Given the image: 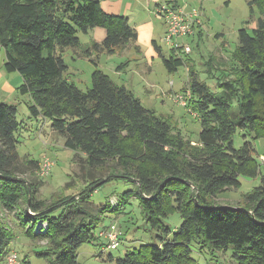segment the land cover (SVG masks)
Listing matches in <instances>:
<instances>
[{"label":"trees","instance_id":"16d2710c","mask_svg":"<svg viewBox=\"0 0 264 264\" xmlns=\"http://www.w3.org/2000/svg\"><path fill=\"white\" fill-rule=\"evenodd\" d=\"M248 3L260 14L257 26L239 31L231 67L222 69L216 85L218 93L190 70L188 106L200 115L202 126L193 143L104 72L93 73L87 92L67 77L63 52L81 46L79 32L107 30L106 39L93 44L88 54H117L136 46L138 32L128 18L107 14L99 0H0L4 68L22 76L18 92L30 96L31 115L52 122L65 147L76 153L86 183L78 194L54 196L49 202L38 199V183L18 175H33L39 168L37 161L18 152V107L0 103V209L16 216L32 242L46 241L47 249L39 256L48 264H80L79 249L99 237L95 229L111 210L95 209L91 194L100 182L116 180L136 185L125 200L139 198L146 221L162 231L159 243L133 250L116 264H199L192 257L193 242L202 248H232L237 264H264V174L252 141L244 136L243 146L234 147L238 129L253 140L264 138V0ZM169 50L163 63L174 73L184 60ZM214 59L210 69L217 66ZM259 175L261 185L242 204L217 203L219 195L240 186V177ZM122 207L115 211L120 214ZM59 208L60 216L51 217ZM177 211L182 224L170 237L164 220ZM11 236L0 218V264H5Z\"/></svg>","mask_w":264,"mask_h":264},{"label":"rangeland","instance_id":"374dc122","mask_svg":"<svg viewBox=\"0 0 264 264\" xmlns=\"http://www.w3.org/2000/svg\"><path fill=\"white\" fill-rule=\"evenodd\" d=\"M248 2L249 0H182V6L186 9L195 8L202 13L205 34L202 40L195 37L184 39L185 44L191 45L192 53L180 54L184 65L174 73L168 72L163 63V57L168 58L170 50L164 41L166 27L155 15L154 8L150 13L149 10H139L133 15L135 24L132 25L138 32L137 49L134 46L117 54L101 51L88 54L87 51L89 48L93 49V44L102 43L106 39L107 30L97 27L87 34L79 32L81 46L76 49L69 47L63 52L68 66L66 75L80 90L87 92L92 88L93 73L97 70L104 72L114 84L132 92L145 108L168 121L175 134L180 133L186 141L198 142L202 130L200 115L192 112L188 104L184 106L178 103L176 97H189L190 70L196 72L199 80L210 91L218 93L220 89L216 85L222 77V69L229 71L231 67L230 60L238 46L239 31L248 29L251 32L257 26L260 14L257 8L253 11ZM214 57L215 64L220 69L217 66L209 68L208 63ZM5 61V50L0 49V67L4 74V78L0 79V87L5 82L18 83L16 86H20L22 76L17 72H7L4 68ZM15 91V94H7L5 98L0 95V103L18 107V120L21 122V128L17 132L20 157L35 160L38 164L45 157L54 162L50 175L44 178L39 177L37 171L33 175L20 172L18 175L38 183L37 198L40 200L49 202L54 196L57 199L78 194L86 188V183L81 178L82 172L79 163H76V153L65 147V139L54 132L50 120L31 115L30 96L20 94L18 87ZM244 136L254 143L255 159L264 174V138L253 140L242 129H238L234 136L236 149L243 146ZM261 178L262 175L256 178L240 177V186L219 195L216 198L217 203L237 207L243 203L245 195L261 185ZM129 190L135 191L136 185L125 180H116L102 184L91 194L90 203L95 209L111 206V210L103 214V219L95 229V235L98 237L103 227L110 224L120 227L123 234L117 249L107 248V241L100 236L83 244L78 251L80 264H116L117 259L125 257L131 251L160 242L157 236L162 235V231L146 221L141 200L137 197L125 200V194ZM118 206H123L120 214L115 211L120 208ZM61 213L62 209L59 208L50 216L59 217ZM0 218L13 235L9 251L18 253L20 264H48L45 258L39 256L47 249L46 241L36 244L32 242L16 216L2 208ZM164 221L171 230L170 237L182 224L178 211L170 213ZM41 224H38V228ZM109 256H113L114 261H110ZM232 256V248L224 251L212 247L202 248L196 242L192 244V257L199 264H237Z\"/></svg>","mask_w":264,"mask_h":264},{"label":"built area","instance_id":"2783aa9c","mask_svg":"<svg viewBox=\"0 0 264 264\" xmlns=\"http://www.w3.org/2000/svg\"><path fill=\"white\" fill-rule=\"evenodd\" d=\"M155 15L166 26L164 41L169 49L178 53L190 55L192 47L184 43L186 38H197L204 33L205 24L202 13L198 9H186L178 3V0H158ZM182 40V41H180ZM176 101L187 106L188 100L184 96H177ZM54 162L45 157L39 164L38 176L44 178L50 175ZM107 241L109 249H117L121 243L122 230L115 224H110L99 233ZM5 264H20L17 252L9 251L6 255Z\"/></svg>","mask_w":264,"mask_h":264},{"label":"crops","instance_id":"0c3cea01","mask_svg":"<svg viewBox=\"0 0 264 264\" xmlns=\"http://www.w3.org/2000/svg\"><path fill=\"white\" fill-rule=\"evenodd\" d=\"M99 1L101 3L103 10L107 14L124 16L129 19L131 24L133 23L135 24V19L133 15H135L139 10H141L142 12L149 10L150 13L151 10L153 11V9L156 8V5L158 3V0H99ZM178 3L182 6V0H178ZM165 33H166V28L164 34ZM204 34L205 33H203V35ZM197 39L200 40L198 37ZM154 44L156 45L155 41ZM1 78H4V74H2V67H0V79ZM11 83L12 84H9V82H5L0 87V95L3 98H5L7 94H11V95L15 94L16 88L17 87L19 88L22 85L23 80L19 82L21 83L20 86H16L18 85V83L17 84H13V82Z\"/></svg>","mask_w":264,"mask_h":264},{"label":"water","instance_id":"95a60500","mask_svg":"<svg viewBox=\"0 0 264 264\" xmlns=\"http://www.w3.org/2000/svg\"><path fill=\"white\" fill-rule=\"evenodd\" d=\"M103 183H104V181L103 182H100L99 185H102Z\"/></svg>","mask_w":264,"mask_h":264}]
</instances>
